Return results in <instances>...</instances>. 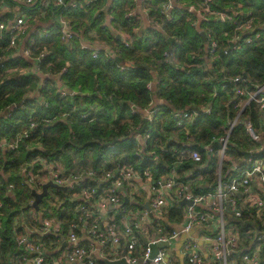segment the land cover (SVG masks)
I'll return each mask as SVG.
<instances>
[{"label":"clouds","instance_id":"clouds-1","mask_svg":"<svg viewBox=\"0 0 264 264\" xmlns=\"http://www.w3.org/2000/svg\"><path fill=\"white\" fill-rule=\"evenodd\" d=\"M0 264H264V0H0Z\"/></svg>","mask_w":264,"mask_h":264}]
</instances>
